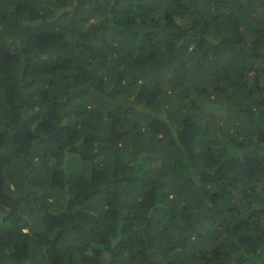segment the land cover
I'll use <instances>...</instances> for the list:
<instances>
[{
  "label": "trees",
  "instance_id": "16d2710c",
  "mask_svg": "<svg viewBox=\"0 0 264 264\" xmlns=\"http://www.w3.org/2000/svg\"><path fill=\"white\" fill-rule=\"evenodd\" d=\"M0 264H264V0H0Z\"/></svg>",
  "mask_w": 264,
  "mask_h": 264
},
{
  "label": "rangeland",
  "instance_id": "374dc122",
  "mask_svg": "<svg viewBox=\"0 0 264 264\" xmlns=\"http://www.w3.org/2000/svg\"><path fill=\"white\" fill-rule=\"evenodd\" d=\"M263 188V187H262ZM104 257L106 256V255H103Z\"/></svg>",
  "mask_w": 264,
  "mask_h": 264
}]
</instances>
